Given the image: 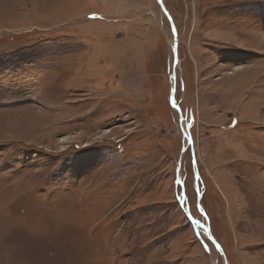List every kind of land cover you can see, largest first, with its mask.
<instances>
[{
    "label": "rangeland",
    "instance_id": "1",
    "mask_svg": "<svg viewBox=\"0 0 264 264\" xmlns=\"http://www.w3.org/2000/svg\"><path fill=\"white\" fill-rule=\"evenodd\" d=\"M163 3L191 145L158 0H0V264H264V0Z\"/></svg>",
    "mask_w": 264,
    "mask_h": 264
},
{
    "label": "water",
    "instance_id": "2",
    "mask_svg": "<svg viewBox=\"0 0 264 264\" xmlns=\"http://www.w3.org/2000/svg\"><path fill=\"white\" fill-rule=\"evenodd\" d=\"M158 3L160 5V8L162 10V12L165 14L166 18L169 20L170 24H171V29H172V34H173V45H174V58H173V65H172V73H171V92H170V104L177 109L178 112V120H179V124L181 127V132L183 134V136L186 138L188 144H192V140L191 137L189 136L187 130L184 128V122L185 119L182 115V112L180 110L179 105L175 102L174 100V91H175V74H176V67L178 64V59H177V52H176V43H177V35H176V29L175 26L173 24L172 18L167 10V8L165 7L163 0H158ZM185 148V147H184ZM195 161V156L193 157V162ZM198 172H195V178L197 181V177H198ZM190 219L192 220L193 224L195 225V220L192 219L190 217ZM201 226L204 228V233L207 236V238L211 241V243L213 244L214 248L216 249V251L220 254L222 260H223V264H228L227 258L223 252V249L221 247V245L217 242V240L212 236L211 231L209 229V225L206 223L205 225Z\"/></svg>",
    "mask_w": 264,
    "mask_h": 264
},
{
    "label": "bare ground",
    "instance_id": "3",
    "mask_svg": "<svg viewBox=\"0 0 264 264\" xmlns=\"http://www.w3.org/2000/svg\"><path fill=\"white\" fill-rule=\"evenodd\" d=\"M239 68H240V67L238 66V67H235L234 69H239ZM64 140H65V139H63V142H64Z\"/></svg>",
    "mask_w": 264,
    "mask_h": 264
},
{
    "label": "snow or ice",
    "instance_id": "4",
    "mask_svg": "<svg viewBox=\"0 0 264 264\" xmlns=\"http://www.w3.org/2000/svg\"><path fill=\"white\" fill-rule=\"evenodd\" d=\"M236 122H234V124H235ZM202 210V209H201Z\"/></svg>",
    "mask_w": 264,
    "mask_h": 264
}]
</instances>
